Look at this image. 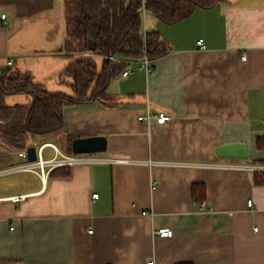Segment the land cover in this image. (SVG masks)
<instances>
[{
  "label": "crops",
  "instance_id": "1",
  "mask_svg": "<svg viewBox=\"0 0 264 264\" xmlns=\"http://www.w3.org/2000/svg\"><path fill=\"white\" fill-rule=\"evenodd\" d=\"M64 10L65 0H0V75L71 93ZM143 26L168 44L153 74L131 65L104 100L65 106L61 128L31 134L25 149L0 146L1 170L26 163L30 145L51 159L72 154L71 137L108 142L101 163L0 175V264H264V171L212 167L264 164V0L219 1L169 24L148 11ZM13 95L9 105L27 102ZM159 112L170 119L139 120ZM230 144L248 157L217 153ZM162 226L174 236L156 235Z\"/></svg>",
  "mask_w": 264,
  "mask_h": 264
},
{
  "label": "trees",
  "instance_id": "2",
  "mask_svg": "<svg viewBox=\"0 0 264 264\" xmlns=\"http://www.w3.org/2000/svg\"><path fill=\"white\" fill-rule=\"evenodd\" d=\"M219 1L224 0H65L63 50L73 59L63 75L71 78V93L48 90L29 75L0 77V146L25 149L31 134L63 126L65 106L104 100L109 83L128 66L118 58L147 56L156 61L165 55L168 44L159 30L144 29L145 12L169 24L188 17L197 7H212ZM13 94H25L27 102L9 105L6 97ZM257 146L264 149V136L258 137ZM256 180L264 183V175ZM197 190L202 195L204 186L195 184L193 193Z\"/></svg>",
  "mask_w": 264,
  "mask_h": 264
},
{
  "label": "built area",
  "instance_id": "3",
  "mask_svg": "<svg viewBox=\"0 0 264 264\" xmlns=\"http://www.w3.org/2000/svg\"><path fill=\"white\" fill-rule=\"evenodd\" d=\"M3 19L6 18L5 14L1 15ZM198 47L200 49H206V43L204 38H199L198 39ZM84 55V54H82ZM119 60H122L125 63H128V67L126 70L122 73L123 76H128V74L134 73L135 69L131 68V65H136L139 70H144L148 75H151L155 72V68L153 67L154 61H152L150 58L147 56L142 57L141 59H131V58H118ZM241 59L245 60L246 59V53H242ZM13 60L10 61V64H12ZM168 119H170V116L166 114L165 112H159L158 114H146L143 116L139 117L140 121H146L147 123H164ZM21 155L27 159V151L21 152ZM37 159L36 160H28L26 163L20 164V165H15V167H8V168H3L0 170V175L5 174V173H13L15 171H39L42 175L45 174L44 172V167L45 165H50L51 167H58V166H73L76 164H87V163H101L102 161H107V158L105 157H100L96 155V153H87V154H78V153H73L72 154H65L61 151H59L58 155H55L51 159H45L42 158V147L39 148L37 151ZM113 162H118V163H127L129 162L126 159H121V158H116V159H111ZM149 165H154V164H164L163 161H152L149 160L148 162ZM212 167H222V168H235V169H240V170H252L255 172H260L264 171V164H256V163H225V162H217L216 164H213ZM97 193L93 194V197H96ZM24 197V195H16L12 196V201L16 202L17 200H20ZM247 206L252 207L253 206V200L248 199L247 201ZM199 208L204 210L206 208V201H203L200 203ZM155 234L158 236L162 237H172L174 236V230L170 227L167 226H162L159 229L155 230ZM147 264H154L153 260L148 261Z\"/></svg>",
  "mask_w": 264,
  "mask_h": 264
},
{
  "label": "water",
  "instance_id": "4",
  "mask_svg": "<svg viewBox=\"0 0 264 264\" xmlns=\"http://www.w3.org/2000/svg\"><path fill=\"white\" fill-rule=\"evenodd\" d=\"M63 49V47L61 48ZM153 67L155 64L153 63ZM15 76H18L17 74ZM1 78H10L9 74H1ZM108 146L107 138L104 135L101 136H86V137H74L71 141V149L73 153L87 154V153H101L106 151ZM217 153L226 157L246 158L248 152L246 146L242 144H230L220 146L217 149ZM37 148L34 145H30L27 149V159L36 160Z\"/></svg>",
  "mask_w": 264,
  "mask_h": 264
},
{
  "label": "rangeland",
  "instance_id": "5",
  "mask_svg": "<svg viewBox=\"0 0 264 264\" xmlns=\"http://www.w3.org/2000/svg\"><path fill=\"white\" fill-rule=\"evenodd\" d=\"M21 101L23 100V98H24V96L23 95H20V94H15ZM15 95H13V96H15ZM13 96H11V97H13ZM10 97V98H11ZM9 98V99H10ZM10 101V100H9ZM101 153H96V155H100Z\"/></svg>",
  "mask_w": 264,
  "mask_h": 264
}]
</instances>
